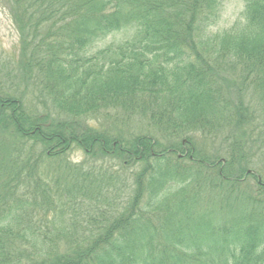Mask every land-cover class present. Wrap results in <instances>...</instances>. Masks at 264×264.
I'll list each match as a JSON object with an SVG mask.
<instances>
[{
    "label": "trees",
    "instance_id": "obj_1",
    "mask_svg": "<svg viewBox=\"0 0 264 264\" xmlns=\"http://www.w3.org/2000/svg\"><path fill=\"white\" fill-rule=\"evenodd\" d=\"M223 1L1 0L43 112L0 92V264H264V0L213 32Z\"/></svg>",
    "mask_w": 264,
    "mask_h": 264
},
{
    "label": "rangeland",
    "instance_id": "obj_2",
    "mask_svg": "<svg viewBox=\"0 0 264 264\" xmlns=\"http://www.w3.org/2000/svg\"><path fill=\"white\" fill-rule=\"evenodd\" d=\"M242 9V0H224L222 4L220 20L215 26L211 27L210 30H212L213 32L225 30L236 23L237 20H242V18L240 17ZM128 35L129 32L126 30H121L119 32L110 34L106 38L97 42L93 50L95 51L96 49L103 48L108 44H117L119 42H122L128 37ZM18 40L19 36L15 29V26L13 25L8 10L0 0V92L12 96L15 94L13 91H19V93L22 92L24 94L23 102H25L27 106L37 110V112H43L41 105H38L37 101L32 97L34 94H36V91L32 90L30 86L25 84V82L18 81L15 78L18 77L15 71V67H13V64L11 65V63H9V61H13L14 59H16L15 57L18 54ZM10 77L13 78V81L10 80ZM245 100L247 102L251 101L247 99ZM105 113L107 112H102L98 116H96V118L98 117V120L94 118L93 120L87 121V123L102 130H108L111 132L120 131L125 135L140 133L142 130L143 133H145L144 130L148 131V121L145 119H140L136 115H131L130 117H128L120 111H109L107 114ZM52 117L57 118L56 113L53 114ZM251 135V139H247L249 140L248 144H246L247 147L253 146L252 144H250V142H255L253 141L254 138H256L254 136L255 134L251 133ZM221 136V138H225L224 134ZM198 138L205 140V137L198 136ZM2 140L8 143L7 133L0 132V141ZM198 147L204 153H208L210 155H213V153L215 152L214 149L220 150L218 154L222 153V149L224 150V144L221 145L220 140H218L217 143L213 145V147H207L204 145H200L199 143ZM249 151H252L251 154H253L254 151H258V147L254 145ZM257 153L259 154L260 151H258ZM68 156L73 163L82 162L86 159L83 152L75 147H73L68 152ZM257 156L252 155L251 157L252 161H254L251 163V168L255 169L257 172H259V174L264 175V160L262 159L261 161ZM94 161V159H91L89 161V164ZM95 163L100 164L99 161Z\"/></svg>",
    "mask_w": 264,
    "mask_h": 264
},
{
    "label": "water",
    "instance_id": "obj_3",
    "mask_svg": "<svg viewBox=\"0 0 264 264\" xmlns=\"http://www.w3.org/2000/svg\"><path fill=\"white\" fill-rule=\"evenodd\" d=\"M178 156H180V155H178ZM248 172H251V171L249 170Z\"/></svg>",
    "mask_w": 264,
    "mask_h": 264
}]
</instances>
